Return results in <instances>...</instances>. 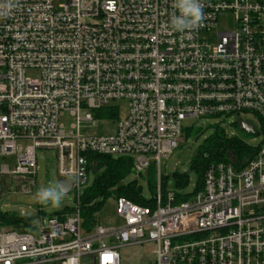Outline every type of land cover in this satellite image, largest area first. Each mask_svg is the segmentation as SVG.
Wrapping results in <instances>:
<instances>
[{"label":"built area","instance_id":"built-area-1","mask_svg":"<svg viewBox=\"0 0 264 264\" xmlns=\"http://www.w3.org/2000/svg\"><path fill=\"white\" fill-rule=\"evenodd\" d=\"M203 2L184 33L167 27L172 0H19L0 17V264H121L120 248L148 244L155 264H264L262 144L212 163L186 201L163 183L162 161L201 121L264 126V0ZM110 121L114 133L81 132ZM38 152L55 158L57 181L73 180L76 205L27 231L4 227L3 186L34 184ZM92 155L130 159L138 184L152 169L156 189L147 206L116 199L123 224L87 232Z\"/></svg>","mask_w":264,"mask_h":264},{"label":"rangeland","instance_id":"rangeland-1","mask_svg":"<svg viewBox=\"0 0 264 264\" xmlns=\"http://www.w3.org/2000/svg\"><path fill=\"white\" fill-rule=\"evenodd\" d=\"M227 25H221V28H226ZM120 116L122 120L126 117L129 104L128 102L120 103ZM243 119L251 121L258 135H250L243 130L234 131L226 126L224 130L227 138L237 137L243 143L252 148H258L263 143V135L261 134L260 124L254 117H243ZM75 123L72 117H63L61 119L62 126L68 127ZM115 123L110 121L106 123L94 122L82 125L81 132L85 135H103L114 133ZM199 126L202 128L196 129L193 134L185 138V142L166 160L162 161L161 174L163 183L167 191H175L181 196L192 195L198 187L199 176L194 170L193 162L198 154L200 147L215 135L216 121H201ZM200 131L199 134H197ZM233 136V137H232ZM38 174L35 177L34 184L30 182H14L6 181L2 190V211L13 216H24L33 220V223L40 225L42 220L60 213L66 207H74L76 201L73 193L66 194L58 208L43 206L36 202L34 194L41 186H47L49 183H57V164L54 157L47 156L46 152H38ZM187 174L189 183L184 189L178 188V180L175 174ZM93 179V177H92ZM139 185L142 186L144 197L149 200L151 193L144 176L137 178ZM129 181H135L134 172L129 176ZM24 184L25 190L20 191L19 187ZM123 224V221L118 217L116 208V199L110 198L106 201L102 210L97 215V225L100 226H117ZM155 246L148 244L144 248L138 247H122L119 249L121 264H155Z\"/></svg>","mask_w":264,"mask_h":264},{"label":"trees","instance_id":"trees-1","mask_svg":"<svg viewBox=\"0 0 264 264\" xmlns=\"http://www.w3.org/2000/svg\"><path fill=\"white\" fill-rule=\"evenodd\" d=\"M103 114L111 116L112 113L104 112ZM237 129L241 130L239 126ZM261 134L263 135L262 145L264 146V126L261 128ZM255 151L237 137L227 138L223 130L215 128V135L200 147L193 162L192 168L196 170L199 176V184L193 194L202 190L205 173L212 163L228 161L230 152L234 153L236 162L240 163L244 161V158L252 157ZM90 161L93 163L94 179L85 190L80 202L81 217L85 231L90 232L97 225V215L110 198L118 199L123 197L140 206H147L151 203L144 197L142 186L136 181L128 180L133 173L130 159L92 155L90 156ZM175 177L178 180V188L184 189L188 185L189 177L187 174L176 173ZM148 187L152 195L155 194L156 181L152 169L149 174ZM187 199L188 196L178 194V202L186 201ZM65 210L70 212L72 209L67 208ZM32 223V219L24 216L4 214L1 218L2 226L24 231L31 229Z\"/></svg>","mask_w":264,"mask_h":264},{"label":"clouds","instance_id":"clouds-1","mask_svg":"<svg viewBox=\"0 0 264 264\" xmlns=\"http://www.w3.org/2000/svg\"><path fill=\"white\" fill-rule=\"evenodd\" d=\"M19 0H0V17L7 15L14 7H17ZM173 12L167 27L173 32L184 33L196 30L204 19L203 0H172ZM65 192L58 183H49L41 186L34 198L37 203L43 206L58 208L64 199Z\"/></svg>","mask_w":264,"mask_h":264},{"label":"water","instance_id":"water-1","mask_svg":"<svg viewBox=\"0 0 264 264\" xmlns=\"http://www.w3.org/2000/svg\"><path fill=\"white\" fill-rule=\"evenodd\" d=\"M241 127L246 132H249V133L253 132V127L252 126L243 124ZM233 156H234V153L230 152L229 153V157L232 158ZM57 183L62 187V189L65 192V194H69L70 193V191L72 189V185H73V180H71V179H61V180H58Z\"/></svg>","mask_w":264,"mask_h":264}]
</instances>
